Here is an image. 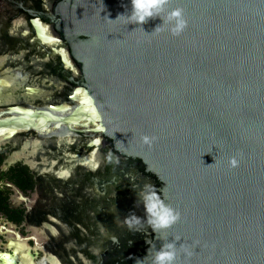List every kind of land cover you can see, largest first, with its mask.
Listing matches in <instances>:
<instances>
[{
    "label": "water",
    "instance_id": "95a60500",
    "mask_svg": "<svg viewBox=\"0 0 264 264\" xmlns=\"http://www.w3.org/2000/svg\"><path fill=\"white\" fill-rule=\"evenodd\" d=\"M176 8L173 35L130 0H0V147L39 181L0 264H264V0Z\"/></svg>",
    "mask_w": 264,
    "mask_h": 264
},
{
    "label": "clouds",
    "instance_id": "9594fccd",
    "mask_svg": "<svg viewBox=\"0 0 264 264\" xmlns=\"http://www.w3.org/2000/svg\"><path fill=\"white\" fill-rule=\"evenodd\" d=\"M130 14H121L119 17H124L128 24L143 25L149 18L160 17L162 24L158 25L154 31L162 30V25H170L169 31L173 35L180 34L186 27V21L183 19L182 9L176 8L171 10L166 17H161L160 13L164 6L169 3V0H130ZM117 18V19H118ZM145 143H149V138H144ZM231 164L236 165V161L232 160ZM151 215L149 223L156 229H167L176 223L180 214L175 212L170 207L164 205L162 201L156 200L148 208ZM177 240L179 237L176 238ZM177 258L176 245L174 243H166L156 252L154 264H175Z\"/></svg>",
    "mask_w": 264,
    "mask_h": 264
},
{
    "label": "trees",
    "instance_id": "16d2710c",
    "mask_svg": "<svg viewBox=\"0 0 264 264\" xmlns=\"http://www.w3.org/2000/svg\"><path fill=\"white\" fill-rule=\"evenodd\" d=\"M9 144L0 147V223H13L17 230L28 234L26 222H28L29 211L24 202H15V186L24 195L31 196L39 184L37 175L32 168L22 160L9 162L11 153ZM7 243L6 236L0 234V249L3 250Z\"/></svg>",
    "mask_w": 264,
    "mask_h": 264
},
{
    "label": "flooded vegetation",
    "instance_id": "af4514ba",
    "mask_svg": "<svg viewBox=\"0 0 264 264\" xmlns=\"http://www.w3.org/2000/svg\"><path fill=\"white\" fill-rule=\"evenodd\" d=\"M15 202H18V201H15ZM19 203V202H18ZM6 221V220H5ZM5 221H2L1 223H0V227H1V230H3L4 229V231H0V234H3V235H7V229H6V227L8 226V225H10L11 223H9L8 224V222L6 223ZM5 249V247L3 248V250Z\"/></svg>",
    "mask_w": 264,
    "mask_h": 264
}]
</instances>
